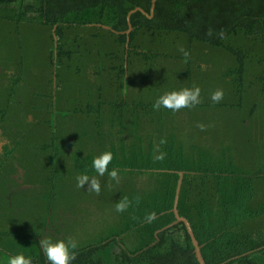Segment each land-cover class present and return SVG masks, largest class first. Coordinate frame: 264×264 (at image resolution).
<instances>
[{"label": "trees", "instance_id": "obj_1", "mask_svg": "<svg viewBox=\"0 0 264 264\" xmlns=\"http://www.w3.org/2000/svg\"><path fill=\"white\" fill-rule=\"evenodd\" d=\"M152 5L0 0L2 248L32 264H49L44 239L74 244L72 264H200L175 223L184 172L178 211L206 263L264 264V0H157L121 33ZM193 87L199 105L153 107Z\"/></svg>", "mask_w": 264, "mask_h": 264}, {"label": "clouds", "instance_id": "obj_2", "mask_svg": "<svg viewBox=\"0 0 264 264\" xmlns=\"http://www.w3.org/2000/svg\"><path fill=\"white\" fill-rule=\"evenodd\" d=\"M224 98L222 89H217L211 96L213 103H219ZM201 103V89L199 87L184 88L180 91H172L160 96L153 105L155 109L167 108L173 111L192 108ZM158 159H162L158 157ZM113 160V154L103 152L97 156L92 163L93 168L99 176H103L108 171V166ZM110 175L113 179L117 178V173L113 170ZM78 187L87 185L90 190L100 192V183L96 179H89L87 175L77 177ZM129 207L127 200H123L116 205L117 212H124ZM151 218V217H149ZM43 252L49 264H72L75 260L73 249L74 244L66 243L63 240L44 239L41 241ZM7 264H31L30 259L23 254L9 256L6 258Z\"/></svg>", "mask_w": 264, "mask_h": 264}, {"label": "water", "instance_id": "obj_3", "mask_svg": "<svg viewBox=\"0 0 264 264\" xmlns=\"http://www.w3.org/2000/svg\"><path fill=\"white\" fill-rule=\"evenodd\" d=\"M156 2L157 0H153V5H152V9H151V14L147 13L143 8L141 7H137L136 9L130 11L129 15H128V20H129V29L124 31V32H121L123 34H130L131 31L133 30V25L131 23V15L137 11H142L144 14L148 15L149 17H153L154 15V10H155V6H156ZM103 27L107 28V29H111L113 31H116L114 29H112V27L108 26V25H102ZM56 42H57V38H56ZM183 177H184V172H180V180H179V183H178V188H177V192H176V198H175V204H174V208H173V211L176 215V222L175 223H179V222H184L186 224V227L188 229V232L192 238V241H193V244L195 246V254H196V257L197 259L199 260L200 264H207L205 259H204V256L202 254V246L200 245L198 239L196 238V235L194 233V230L192 228V225L190 223V221L185 218V217H182L178 211V202H179V196H180V191H181V186H182V182H183ZM30 185H27V187H29Z\"/></svg>", "mask_w": 264, "mask_h": 264}, {"label": "flooded vegetation", "instance_id": "obj_4", "mask_svg": "<svg viewBox=\"0 0 264 264\" xmlns=\"http://www.w3.org/2000/svg\"><path fill=\"white\" fill-rule=\"evenodd\" d=\"M5 145H6V140H5V138H3L2 135H0V152H2V149H3V147H4ZM15 180H16V181H19V182H21V183L23 184L24 179H23L22 173H21V175H15ZM23 186H24L25 188H27V184H23Z\"/></svg>", "mask_w": 264, "mask_h": 264}, {"label": "crops", "instance_id": "obj_5", "mask_svg": "<svg viewBox=\"0 0 264 264\" xmlns=\"http://www.w3.org/2000/svg\"><path fill=\"white\" fill-rule=\"evenodd\" d=\"M5 248H2L1 246H0V252L1 253H3L6 257L5 258H7V257H9V256H15V254H13V252H10V251H8V250H6ZM5 261H7V260H5ZM7 263V262H6ZM32 264V263H31Z\"/></svg>", "mask_w": 264, "mask_h": 264}, {"label": "rangeland", "instance_id": "obj_6", "mask_svg": "<svg viewBox=\"0 0 264 264\" xmlns=\"http://www.w3.org/2000/svg\"><path fill=\"white\" fill-rule=\"evenodd\" d=\"M5 257L6 256L3 253L0 252V264H7L6 263L7 261H5L6 260Z\"/></svg>", "mask_w": 264, "mask_h": 264}]
</instances>
